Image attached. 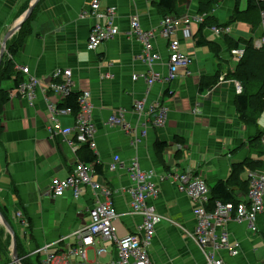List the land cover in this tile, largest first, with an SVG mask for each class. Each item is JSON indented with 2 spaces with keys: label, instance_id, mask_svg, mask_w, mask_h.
<instances>
[{
  "label": "crops",
  "instance_id": "obj_1",
  "mask_svg": "<svg viewBox=\"0 0 264 264\" xmlns=\"http://www.w3.org/2000/svg\"><path fill=\"white\" fill-rule=\"evenodd\" d=\"M33 1L0 0V51L6 33L23 17ZM159 1L100 0L97 16L82 19L80 15L89 11L91 0H38L27 29L23 27L24 23L7 40L6 46L17 43L19 50L14 57L7 54L15 72L5 87H1L7 102L1 106L0 114V213L6 211V221L21 252L32 254L43 244L54 243L79 230L88 223L89 210L103 202L104 196L100 191L94 194L84 186L80 187L76 197L72 190L58 198L50 195L54 182L72 175L78 163H88L85 160L88 153L80 149L83 146H74L73 135L63 136L47 130L46 106L53 97L48 96L47 100L36 91L33 105L29 106L13 84L16 67L28 68L29 73L37 78L52 75L59 69L69 70L73 94L88 92L101 170L100 174L96 172L94 180L112 193L110 199L119 215L116 229L121 236L135 233L142 223L141 216L126 214L131 202L126 190L132 187L127 168L132 159L138 161L142 170L162 176L169 177L177 170V173L198 177L208 189L217 182L226 181L234 164L248 159L264 164V113L255 125L243 124L236 113L233 83L226 78L237 65L231 58L226 38L259 40L263 31L258 15V21L255 15H245L244 21L230 25L232 33L225 36H215L204 28L201 36L218 48L214 53L207 46L196 45L200 24L193 22V18L200 14V6L208 0H180L175 4L174 13L166 16H162L157 7ZM246 6V0H239V10L245 11ZM235 7V0H218L208 10H214L210 17L218 24H225ZM109 8L114 10L113 24L118 35L103 42L95 51L88 50L90 29L94 24L106 23ZM165 17H187L190 20L187 27L192 34L191 40H185L181 30H177L171 38L179 41L183 54L193 58L190 67L180 69L172 81L165 78L168 44L159 35V24ZM135 19L143 32L153 31L154 37L149 43L151 52L160 57L154 71L162 80L155 82L150 89L144 81L150 73L141 59L143 45L135 35L129 34ZM21 31L25 34L22 43ZM216 74L219 75L216 85L208 91L201 89V84L206 83L205 78H213ZM141 75L144 79L132 80ZM21 77L25 81L26 76L21 74ZM63 80L61 77L56 82L62 83ZM137 102L143 103L145 112L152 104L167 110L166 124L161 128L149 126L145 137H138V142L134 140V134L144 130L145 117L139 118L134 113ZM120 111L125 113V122L133 128L129 132L107 125L108 118ZM74 118L59 117L60 128H73ZM157 143L166 145L162 154L156 151ZM114 157L119 158L120 165L110 172L108 165ZM247 171L250 170L245 168L241 181L247 180ZM263 171L264 166L254 172ZM177 187L169 179L159 182L156 186L158 194L148 202L163 218L155 227L148 249L150 262L204 264L196 245L171 224H179L190 232L195 228L193 205ZM231 191L240 201L245 200L246 195L237 187H231ZM17 213L21 217H17ZM255 225L257 232L252 233L246 222L230 221L227 224L229 240L237 245L238 254L232 256L225 250L219 251L218 257L224 264H264V196L263 212L257 216ZM0 233V264H15L12 235L2 223ZM74 242L70 238L64 244ZM106 247L113 252L111 245ZM103 259L106 258L93 261L108 264ZM19 260L21 262L22 258Z\"/></svg>",
  "mask_w": 264,
  "mask_h": 264
},
{
  "label": "built area",
  "instance_id": "obj_2",
  "mask_svg": "<svg viewBox=\"0 0 264 264\" xmlns=\"http://www.w3.org/2000/svg\"><path fill=\"white\" fill-rule=\"evenodd\" d=\"M261 5L259 16L261 20V29L263 31L262 38L255 41L254 45L264 44V0H256ZM100 0H91L89 11H85L80 18L96 17L99 12ZM114 10L109 8L105 17V24H94L90 29L87 49L95 51L103 42L118 35V29L113 24ZM197 23H203V17L197 15L193 19ZM160 37L168 44L167 67L168 73L165 77L167 81L176 78L180 69H188L193 62V58L189 54H183L180 51V43L177 39H171L175 36L177 30H181L185 40H191L192 34L187 27L190 20L187 17L173 18L165 17L162 20ZM225 31L224 28H218ZM216 33L219 30L213 27ZM129 34L137 37L143 45L141 54L142 62L149 68L150 77L145 79L148 89L162 80L161 75L154 71V65L159 62L160 57L151 52L150 41L153 40L154 33L143 32L140 29L138 21L135 19L131 23ZM262 48V47H261ZM18 73L26 76L17 86V93L25 98L29 106L33 105L36 91L48 100V96H52L53 100L47 103V118L49 125L47 130L51 133H60L63 136H74L73 143L77 148L87 146L91 150L95 161L91 163H78L74 173L63 181H56L50 188V195L54 198L62 197L65 192L72 190L76 197L80 191V187H88L94 194L99 191L104 196V201L99 202L88 212L89 221L79 230L74 231L67 237L59 238L54 243L43 244L41 247L33 251L38 258V264H101L93 261L95 258L105 257L108 264H151L149 259V246L155 234V227L162 223V216L157 214L155 210L148 204L149 200L156 197L158 189L156 186L159 182L171 180L178 185L177 189L180 193H184L191 201L193 208L195 228L192 232L183 226L171 223L178 228L185 238H189L201 253L204 264H224L218 257L221 250L227 251L230 255L238 254L237 245L229 240L227 232V224L230 221L237 223L246 222L248 229L252 233L257 232L255 225L256 218L263 211L264 196V173L247 171L248 190L245 200L238 202L236 205L232 203L223 204L216 201L211 210L209 207V192L206 183L189 174H183L173 171V175L167 177L159 175L155 172L144 171L139 167L138 161L134 158L131 160L127 168V174L132 183V187L126 190L131 197L129 216L139 215L142 217V223L137 227L135 233L119 235L116 229V221L119 217L115 211L110 196L112 193L94 180L96 176V167L99 166L95 144V127L92 124V105L89 102L88 92H81L77 97L78 111L75 115L72 110L62 106L65 100L73 94L71 72L69 70L59 69L52 75L37 78L29 73L26 67H16ZM64 77L62 83L56 82L59 78ZM138 77L134 76L132 80L136 81ZM223 80V79H221ZM134 113L141 118L145 117L143 127L140 133L134 134V140L138 142V137H145V130L150 126L161 128L166 124L167 110L157 104L149 106L145 112L143 103L134 104ZM124 112L120 111L111 115L107 120V125L112 127H120L126 132L133 128L125 122ZM72 116L74 118V127L62 129L58 124L59 117ZM146 124V125H145ZM181 149V146L178 147ZM120 165L118 157H114L113 161L108 165L110 172H114ZM17 217H21L17 213ZM24 224V221H22ZM70 238L75 240L70 245L66 241ZM107 245H111L113 252H110ZM91 252L92 260H89L88 253Z\"/></svg>",
  "mask_w": 264,
  "mask_h": 264
},
{
  "label": "trees",
  "instance_id": "obj_3",
  "mask_svg": "<svg viewBox=\"0 0 264 264\" xmlns=\"http://www.w3.org/2000/svg\"><path fill=\"white\" fill-rule=\"evenodd\" d=\"M180 0H160L157 3L158 9H160V13L162 16H166L167 14H173L175 10V4ZM218 0H208V2L205 5L200 6L198 13L206 12L208 13L211 10H208L210 5L212 3H216ZM236 7L232 13V15L228 18L227 23L225 24H218V22L215 20V18H205L203 23L200 24L199 27V40L196 42L197 46H207L211 51L214 53H217V49L213 47V43H210L201 36V33L204 28H209L212 26L216 27H222L227 28L230 25L234 24L235 22L244 21L245 15H255L257 19V15L259 18V11L261 8V5L256 0H246V10L241 11L238 9L239 0H235ZM31 19L30 18L25 22L23 27L27 29V24L29 23ZM258 21V19H257ZM253 26V25H252ZM23 28V29H24ZM23 31V30H22ZM20 32V42L22 43L25 39V34L23 32ZM228 40V41H227ZM226 41L228 42L229 49H237L238 47L244 48V57L243 59L236 65L234 72L232 74L227 75V79L229 80H236L238 81L241 86L244 87V92L241 95H237L234 100L236 112L239 116V120L245 124V125H255L258 118L261 114L264 113V48L262 47L259 51H255L252 47L253 41L252 40H229L226 38ZM9 43V42H8ZM6 54H4L5 58L2 59L0 64V84L4 81L11 80V74L14 73V65L11 61V59H7V54L10 55V57H14V55L18 52L19 47L17 43H14L12 45L7 44L6 48ZM3 56V57H4ZM254 57V68L251 69L249 67L248 58ZM206 83L201 84V89L210 90L212 89L218 79L219 75L216 74L213 78H205ZM23 81V77H21L20 73H15V80L13 81V84L17 86ZM253 84V85H252ZM256 84V86H254ZM261 85L258 87V85ZM4 90L0 87V114H1V106L6 104L7 100L4 96ZM79 94H72L70 95L63 104L61 108L67 107L72 110V114L75 115L78 111L77 106V97ZM2 134L1 129V119H0V135ZM80 149H85V151L88 153L85 156V160L88 163H91L95 161V157L87 146H83ZM79 149V150H80ZM166 149V145L164 143H157L156 144V151L158 154H162V152ZM261 156H263V152H260ZM264 166L262 161H252L250 159L245 160L243 163L240 164H234L232 165V172L229 176V178L226 181H220L217 182L214 186H212L208 192H209V207L208 210H211V207L213 203L216 201L221 202L223 204L232 203L237 204L240 202V200L234 196V194L231 191V187H237V189L242 192L243 194H247L248 190V180L241 181L240 176L242 173H244L245 168H247L250 171H256L261 169ZM96 172L100 174L101 170L100 167H96ZM2 216L7 220V213L6 211L1 212ZM1 235V233H0ZM0 249L2 247L0 246ZM17 253L18 257L22 258L21 262L22 264H29V258L24 257L25 253L20 251V247H17ZM22 256V257H21ZM20 262V263H21ZM35 264H38V258H35Z\"/></svg>",
  "mask_w": 264,
  "mask_h": 264
},
{
  "label": "rangeland",
  "instance_id": "obj_4",
  "mask_svg": "<svg viewBox=\"0 0 264 264\" xmlns=\"http://www.w3.org/2000/svg\"><path fill=\"white\" fill-rule=\"evenodd\" d=\"M213 13H214V10L212 9L210 12H208V13H206V12H202L201 14H199V16H201V17H203V20L205 19V18H208V17H210V15H212L213 16ZM163 20V18L161 19V21H160V24H159V30L161 31V25H162V21ZM195 20H197V21H200L198 18L197 19H194V23H196V24H200V23H197ZM259 20H262V18H260V16H259ZM263 21V20H262ZM217 30H219V32L218 33H216L215 31H213V28H208V30H209V32L210 33H213L215 36H225L226 34H231L232 33V29H228V28H224V29H226L225 31H223V30H220V29H218V28H216ZM257 41V40H256ZM227 42V41H226ZM254 42L255 41H253V45H252V47L254 48V50L255 51H259L260 49H261V47H263L264 48V44H259L258 46L257 45H254ZM228 43V42H227ZM227 47H229V46H227ZM229 53H230V55H231V58L233 59V61L235 62V63H239L242 59H243V57H244V48L243 47H238L237 49H229ZM253 59H254V57L252 56V57H250V58H248V63H249V67L251 68V69H253L254 68V62H253ZM236 67V66H235ZM230 81H232V83H233V87H234V92H235V97L238 95H241L243 92H244V87L243 86H241V84L238 82V81H236V80H230ZM6 81H4V82H2L1 83V85H0V87H2V88H4L5 87V85H6ZM253 85V84H252ZM254 86H256V84L254 85ZM261 85L259 84L258 85V87H260ZM237 113V112H236ZM263 173H264V171H263ZM263 212V211H262ZM260 215V214H259ZM16 228V227H15ZM16 232H17V230H16ZM39 248V247H38ZM25 257H27V258H29L30 260H29V264H35V258H37V256L36 255H34L33 253L32 254H28V253H25ZM88 257H89V260L91 261L92 260V254H91V252H89L88 253ZM103 262L105 263L106 262V259H103Z\"/></svg>",
  "mask_w": 264,
  "mask_h": 264
},
{
  "label": "water",
  "instance_id": "obj_5",
  "mask_svg": "<svg viewBox=\"0 0 264 264\" xmlns=\"http://www.w3.org/2000/svg\"><path fill=\"white\" fill-rule=\"evenodd\" d=\"M37 2L38 0H34L29 5L27 11H25V14L23 15V17L16 23V25L10 31L6 33L3 43H2V48L0 51V64L3 59V55L5 53V46H6L7 40H9L15 33H17L22 28V25L28 20L29 16L33 12L34 7ZM0 223H2L10 231L12 235V257H13L15 264H20V260H19L18 253H17V243H16V239L14 236V232L12 231L6 219L1 215V213H0Z\"/></svg>",
  "mask_w": 264,
  "mask_h": 264
},
{
  "label": "bare ground",
  "instance_id": "obj_6",
  "mask_svg": "<svg viewBox=\"0 0 264 264\" xmlns=\"http://www.w3.org/2000/svg\"><path fill=\"white\" fill-rule=\"evenodd\" d=\"M260 24H261V20H260ZM197 248V247H196ZM198 249V248H197ZM221 259V258H220ZM222 260V259H221ZM223 261V260H222ZM21 264V263H20Z\"/></svg>",
  "mask_w": 264,
  "mask_h": 264
},
{
  "label": "flooded vegetation",
  "instance_id": "obj_7",
  "mask_svg": "<svg viewBox=\"0 0 264 264\" xmlns=\"http://www.w3.org/2000/svg\"><path fill=\"white\" fill-rule=\"evenodd\" d=\"M41 247V246H40Z\"/></svg>",
  "mask_w": 264,
  "mask_h": 264
}]
</instances>
